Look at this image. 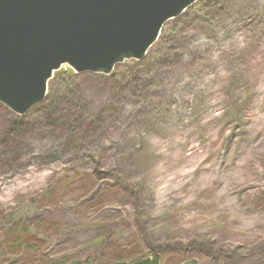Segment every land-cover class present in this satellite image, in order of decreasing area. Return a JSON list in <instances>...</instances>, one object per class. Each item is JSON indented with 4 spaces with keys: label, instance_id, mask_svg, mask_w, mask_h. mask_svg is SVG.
<instances>
[{
    "label": "rangeland",
    "instance_id": "rangeland-1",
    "mask_svg": "<svg viewBox=\"0 0 264 264\" xmlns=\"http://www.w3.org/2000/svg\"><path fill=\"white\" fill-rule=\"evenodd\" d=\"M264 264V0H202L140 60L0 103V264Z\"/></svg>",
    "mask_w": 264,
    "mask_h": 264
},
{
    "label": "water",
    "instance_id": "water-1",
    "mask_svg": "<svg viewBox=\"0 0 264 264\" xmlns=\"http://www.w3.org/2000/svg\"><path fill=\"white\" fill-rule=\"evenodd\" d=\"M201 0H0V103L24 115L56 70L110 74L140 60Z\"/></svg>",
    "mask_w": 264,
    "mask_h": 264
},
{
    "label": "trees",
    "instance_id": "trees-1",
    "mask_svg": "<svg viewBox=\"0 0 264 264\" xmlns=\"http://www.w3.org/2000/svg\"><path fill=\"white\" fill-rule=\"evenodd\" d=\"M124 264H127V263H124ZM131 264H158V261L156 259L145 258V259L136 260Z\"/></svg>",
    "mask_w": 264,
    "mask_h": 264
}]
</instances>
